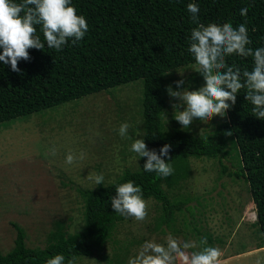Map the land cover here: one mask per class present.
<instances>
[{
	"label": "trees",
	"instance_id": "trees-1",
	"mask_svg": "<svg viewBox=\"0 0 264 264\" xmlns=\"http://www.w3.org/2000/svg\"><path fill=\"white\" fill-rule=\"evenodd\" d=\"M190 2L199 6L200 23L229 22L234 27L246 23L252 41L248 47H264V0H72L77 14L88 23V32L77 46L69 42L59 52L47 46L43 50L29 49L31 59L19 61L20 73L0 62V123L141 79L142 139L149 150L157 153L164 144H170L169 163L174 169L166 178L145 172L146 157H140L136 169L125 168L114 181L79 189L84 201L82 227L70 232L57 222L43 247L28 246L24 228L13 222L14 244L6 252L0 249V264H44L56 254L64 255L66 261L100 254L125 218L114 212L109 197L115 195L116 184L128 180L141 187L144 199L159 203L156 228H169L188 198L171 199L168 191L190 176V159H221L229 155L230 141L237 154L232 162L235 169L228 170L222 164L221 173L246 182L255 205L256 246L264 247V120L252 116V105L244 99V90L226 112L227 119L209 132L194 134L177 126L170 131L164 129V74L195 63L187 51L190 31L195 27L187 11ZM245 7L247 15L241 16L240 9ZM36 28L43 41L40 26ZM226 59L229 65L242 70L252 68L251 57L233 55ZM228 131L232 134L227 135ZM202 237L211 246L223 244L211 233L201 234L198 240Z\"/></svg>",
	"mask_w": 264,
	"mask_h": 264
},
{
	"label": "rangeland",
	"instance_id": "rangeland-1",
	"mask_svg": "<svg viewBox=\"0 0 264 264\" xmlns=\"http://www.w3.org/2000/svg\"><path fill=\"white\" fill-rule=\"evenodd\" d=\"M196 67L191 63L166 72V86L171 84L176 90L173 82L181 79L179 73H183L192 88H198L203 80L195 72ZM141 96L142 80L137 79L0 123L3 252L14 244L13 222L24 228L30 247H43L57 222L70 232L79 230L84 203L79 189L97 186L85 177L93 172L103 173L105 185L125 168L138 167L139 157L129 150L131 141L122 138L118 129L126 122L131 126L129 135L136 137L139 133L142 139ZM166 97L162 113L166 131L177 126L194 134L209 132L227 119L226 115L214 116L209 122L194 120L189 128H183L174 119L176 111L170 106L167 93ZM232 144L228 143L229 155L221 159H190V176L168 191L171 199L188 198L169 228H156L160 205L154 199H145L148 202L145 221L124 218L100 254L79 256L75 264H127L129 256L145 240L162 243L169 233L184 241L197 242L201 234L211 233L223 240V244L214 245L223 251L221 264H253L255 253L264 255V248L256 246L255 205L246 182L221 173L222 164L228 170L235 169L232 162L237 154ZM70 152L77 157L71 165L65 163ZM81 153L83 160L79 159Z\"/></svg>",
	"mask_w": 264,
	"mask_h": 264
},
{
	"label": "clouds",
	"instance_id": "clouds-1",
	"mask_svg": "<svg viewBox=\"0 0 264 264\" xmlns=\"http://www.w3.org/2000/svg\"><path fill=\"white\" fill-rule=\"evenodd\" d=\"M187 11L195 25L190 31L187 51L194 59L195 72L202 77L203 83L192 88L183 73H179L182 78L173 82L176 90L171 84L166 86L170 106L176 111L174 119L181 127L189 128L194 120L209 122L214 116L224 118L243 89L244 99L252 105V116L264 120V47H248L252 41L246 23L235 27L229 22L200 23V9L196 3H188ZM247 12L246 7L240 9L241 16H246ZM37 25L43 41L37 34ZM87 32V20L77 14L72 0H22L20 3L0 0V62L10 65L13 72H21L19 61L31 59L29 49L43 50L47 46L59 52L69 42L77 46ZM233 55L251 57V70L229 65L226 58ZM130 127L126 122L121 123L118 134L131 141L129 150L137 157H146L143 170L165 178L172 175L174 169L169 163L172 146L164 144L159 153L155 149L149 150L139 133L136 137L129 135ZM226 134L232 133L228 131ZM79 159H84V153ZM76 160L77 157L70 152L65 163L71 165ZM85 179L98 186L105 178L103 173L93 172ZM109 200L114 212L120 216L137 222L145 221L148 216V202L141 187L132 180L116 184L115 195ZM222 256V249L209 245L206 237L199 242L184 241L169 233L162 243L155 239L145 240L129 256L127 264H221ZM44 264H75V257L66 261L64 255L56 254L47 258ZM253 264H264V255L255 253Z\"/></svg>",
	"mask_w": 264,
	"mask_h": 264
},
{
	"label": "bare ground",
	"instance_id": "bare-ground-1",
	"mask_svg": "<svg viewBox=\"0 0 264 264\" xmlns=\"http://www.w3.org/2000/svg\"><path fill=\"white\" fill-rule=\"evenodd\" d=\"M249 206H251V205H249ZM253 214V213H252ZM255 215V214H254ZM248 216V215H247ZM252 216V215H251Z\"/></svg>",
	"mask_w": 264,
	"mask_h": 264
}]
</instances>
